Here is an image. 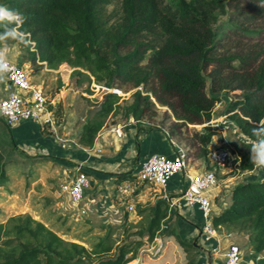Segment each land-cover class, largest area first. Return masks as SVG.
Listing matches in <instances>:
<instances>
[{"label":"trees","instance_id":"obj_1","mask_svg":"<svg viewBox=\"0 0 264 264\" xmlns=\"http://www.w3.org/2000/svg\"><path fill=\"white\" fill-rule=\"evenodd\" d=\"M261 2L264 0H7L5 6L22 11L27 18L20 30L33 42L23 58L31 68L38 62L50 70L68 65L73 69L71 82L78 87L94 78L109 90H137L130 102L122 101L115 92L106 94L78 135L79 145L93 147L109 117L122 115L123 123L146 119L153 126L159 106L171 111L167 119H174L171 127L176 131L206 125L205 132L195 133V138L200 145L198 157L210 170L213 134L208 125L218 94L238 93L229 113H234L235 125L252 142L253 123L264 117V48L258 44L264 42ZM218 12L227 13L228 30L216 28ZM230 43L235 48H229ZM156 130L160 128L149 131ZM6 167L0 150V188L9 181ZM254 168L250 151H246L240 169ZM122 177L135 180L136 176ZM151 211L147 230L128 235L138 237L139 242L116 243L108 233L91 250L64 241L30 215L14 217L9 224L0 223V264H129L143 238L154 241L160 234L170 204L162 201ZM212 222L215 228L248 233L254 252L251 257L263 252L264 179L235 186L231 205L214 215ZM173 238L185 251V264H198V240L188 243L180 235ZM257 264H264V258Z\"/></svg>","mask_w":264,"mask_h":264},{"label":"rangeland","instance_id":"obj_2","mask_svg":"<svg viewBox=\"0 0 264 264\" xmlns=\"http://www.w3.org/2000/svg\"><path fill=\"white\" fill-rule=\"evenodd\" d=\"M6 1L7 0H0V4L5 5ZM224 1L226 2L228 0ZM217 14L218 23L216 28H226L228 30L229 24L227 13L222 14L218 12ZM234 42L239 43L240 41L234 40ZM9 43L12 47V54L22 61L27 53L28 46L15 41H10ZM258 44H261L264 48L263 41ZM228 47L235 48L234 43H230ZM59 69H61V67ZM66 70L71 72V76L73 69L67 65V67L61 70V73L67 72ZM53 77L55 79V85L53 84L50 86L49 93L55 95L58 89L64 90L65 85L62 83L59 75L53 74ZM47 82L50 81L48 80ZM68 89L71 90L67 93L69 109L72 110L71 113H75L74 119L76 120V125L74 128L77 132L79 131L81 133L82 128L88 119L91 118L100 108L106 94L113 92V89L109 90L103 85L97 84L94 78H92L91 82H85L81 87H78L75 82H71L70 79ZM207 91L209 95H211L209 87ZM2 92L5 93V91L0 89V96L2 95ZM119 92L121 93L119 95L122 101L130 102L133 94L136 93L137 90H132L128 93ZM237 95V92H223L217 95L219 101L216 105H219V107L216 109L217 106L215 105L212 113L213 120L208 125L209 131L213 134L212 141L209 145L210 150L224 147L230 149L236 156L233 167L225 172L217 173L218 179L220 180L219 188L221 189L218 192V197L215 198L214 196L212 199L214 204V214L217 215L231 205L232 190L235 186L244 182L261 181L264 179V168L256 167L251 171L240 169L241 156L246 151H250L245 144L250 145L252 141L245 137L235 125L234 120L232 119L234 113H229L230 106L238 100L237 98H239ZM158 108L159 115L153 120V126L146 123V119L136 122L143 126H140V130L145 132L151 130V128H160L161 131H164L165 134L171 137V140L175 141L178 148L184 150L191 156V159L189 158L190 162L192 161L191 165L193 164L195 168L199 166V162L206 165V163L204 164V162L198 157L200 145L195 138V133L205 132L206 125H189L188 128L185 127L186 129L183 128L176 131L171 127L174 119H167L168 115H172L171 111L164 107L158 106ZM122 118V115H119L118 117H109L106 120V128L110 129L134 121L132 119L128 121V123H123ZM7 140H9L8 143ZM10 141V130L5 125L4 120L0 118V150L4 152L5 162L7 163L6 171L9 179L7 185L0 188L1 224H9L14 217L30 215L38 222L46 225L64 241L80 244L89 250H91L108 233H111L112 239L116 243H121L124 240H128L129 242H139L140 239L138 237H128V235L139 230H147L149 220L152 216L151 213H146L147 208L143 209L141 206H138L137 218L130 221L128 213L125 211L122 212L120 217H117L107 208L90 206V198L87 197L88 195L79 205H73L67 199H57V193L60 190L61 185L65 183L66 180L68 181L71 174L62 172L60 177H56L55 172L57 170L55 169L54 164L50 162H36L18 155L15 156L13 154L15 152L12 151L13 144H11ZM74 169L75 167L73 169L71 168V170ZM77 173L78 171L75 172V174ZM65 177L66 180L64 179ZM120 182L126 183L131 182V180L126 178ZM113 185V189L111 190L110 188V194L118 196V182L113 183ZM183 219L182 221L185 222L186 220ZM179 221H181L180 216L177 213L172 214L170 218H167L164 228L160 234H158V238L154 241H148L147 238L142 239L143 245L139 251L143 249L156 250L155 241H158L159 247H162V243H159V240L161 239V233L165 231L164 235L166 236L167 234L168 242H165L163 245L164 248H160L159 250H181V253L177 251L176 256L179 258L181 256L186 258L187 256H185L184 249L178 246L175 238H173L174 235H179ZM196 222L200 223L201 226L204 224V220L202 221V219L201 221L198 220ZM216 229L219 235H232V238L225 240L226 247L231 243H234L239 247L243 255L249 257L254 253L251 251V246L248 242V233L239 232L237 229L227 230L225 227H219ZM259 255L264 258V251ZM196 256L198 259V253H196ZM134 260L135 259L132 261Z\"/></svg>","mask_w":264,"mask_h":264},{"label":"crops","instance_id":"obj_3","mask_svg":"<svg viewBox=\"0 0 264 264\" xmlns=\"http://www.w3.org/2000/svg\"><path fill=\"white\" fill-rule=\"evenodd\" d=\"M11 62L23 66L29 71L33 84L40 88L50 100L54 115L53 126H41L34 121L21 122L13 127H8L5 124L10 130V142L13 144L12 151L15 152L13 153L15 156L18 155L36 162L54 164L57 170L55 172L56 177H60L61 173L64 172L71 174L70 179L76 175L75 172L79 168L85 170L92 181V186L86 194L90 198V206L107 208L117 217H120L122 212L125 211L128 213L130 221L137 218L138 206L143 209L147 208L146 213H151L152 208L156 207L158 203L162 201L168 202L170 204L169 218L174 213H177L181 218L178 223L180 237L188 243H195L197 240L199 242L201 252L198 253V264H224L223 254L228 248L225 245V240L228 237L218 234L219 236L211 241L205 240L201 231L202 226L196 222L198 220L201 221V219L203 221L202 213L198 208H191L186 205L181 199L182 191L187 184V178L184 174L173 178L166 188L149 184L144 185L139 191L134 206L121 201L119 196L110 194V188L112 190L114 186L113 183L118 182L119 184L120 181L126 179L122 176H135L141 165L150 156L164 154L173 157L178 145L171 140V137L161 130L144 132L140 130L143 126L133 121L110 129L106 128V124L96 137L93 147L89 148L79 145L77 136L80 132H77L74 128L76 125L75 113H71L72 110L69 109L67 102V93L71 91L68 89L71 72L66 70L67 72L61 73V70L67 65L61 66L59 70H50L44 63L38 62L36 68H31L30 63L24 62L23 59L21 61L13 54ZM53 74L59 75L65 85V89H58L55 95L49 93L50 86L55 85ZM48 80L50 82H47ZM0 89L5 91V93L2 92L0 97L8 96L12 91L8 88L6 81L0 83ZM206 165L199 162V168H195L192 164L189 172H205L208 170ZM74 167L75 169L71 170ZM64 179L66 180V177ZM220 189H216L210 197L212 199L214 196L217 198ZM130 207L134 208L131 209ZM182 219L186 221L184 222ZM166 221L167 219L163 221V228ZM164 234L165 231L161 233V239L159 240V243H162V247H159L158 241H155L156 250L143 249L139 251L135 260L129 264H185V257L181 256L179 258L176 256L177 251L181 253V250H159L164 248L165 242H168L167 239H164ZM216 248L219 250L218 254L213 251Z\"/></svg>","mask_w":264,"mask_h":264},{"label":"built area","instance_id":"obj_4","mask_svg":"<svg viewBox=\"0 0 264 264\" xmlns=\"http://www.w3.org/2000/svg\"><path fill=\"white\" fill-rule=\"evenodd\" d=\"M11 63L14 71L6 83L12 91L8 96L0 97V118L4 120L8 127L27 121L37 122L41 126H53L54 115L51 102L44 92L33 84L27 69L13 62ZM112 91L121 94L119 90ZM216 106V109H218L219 105ZM208 159L210 170L202 173H190L191 162L184 150L177 147L173 157L154 154L141 165L135 174V180L118 184V196L121 201L134 206L139 191L144 185L149 184L166 188L173 178L184 174L187 178V184L182 191L181 199L186 205L191 208H198L202 213L204 220L201 227L202 235L206 241H211L219 235L212 222V217L215 214L210 195L220 185L217 173L225 172L233 167L236 156L228 148H214L211 149ZM91 186L92 181L89 174L79 168L76 175L61 185L56 198L60 200L67 199L73 205H79L84 201ZM227 237L230 239L232 235H227ZM213 251L218 254L219 250L216 248ZM223 257L224 264H257V261L262 258L260 255L255 258L243 255L235 244L228 246Z\"/></svg>","mask_w":264,"mask_h":264},{"label":"clouds","instance_id":"obj_5","mask_svg":"<svg viewBox=\"0 0 264 264\" xmlns=\"http://www.w3.org/2000/svg\"><path fill=\"white\" fill-rule=\"evenodd\" d=\"M260 4L264 7V2ZM26 19L22 11L0 4V26L3 27V31H0V83L7 81L14 71L9 42L15 41L25 46L33 43L29 34L20 30ZM251 135L254 141L250 145L245 144L250 149V163L257 168H264V117L258 123H253Z\"/></svg>","mask_w":264,"mask_h":264},{"label":"water","instance_id":"obj_6","mask_svg":"<svg viewBox=\"0 0 264 264\" xmlns=\"http://www.w3.org/2000/svg\"><path fill=\"white\" fill-rule=\"evenodd\" d=\"M163 235V234H162Z\"/></svg>","mask_w":264,"mask_h":264}]
</instances>
